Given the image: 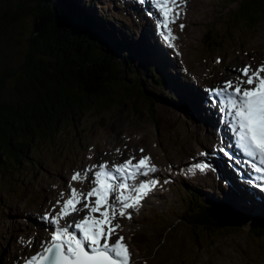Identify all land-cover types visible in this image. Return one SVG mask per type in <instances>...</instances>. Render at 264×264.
Masks as SVG:
<instances>
[{
	"label": "rangeland",
	"instance_id": "374dc122",
	"mask_svg": "<svg viewBox=\"0 0 264 264\" xmlns=\"http://www.w3.org/2000/svg\"><path fill=\"white\" fill-rule=\"evenodd\" d=\"M75 1L94 17L101 18L103 10L115 16L106 24L103 39L107 44L120 41L127 45L132 65L143 76L137 86L146 97L130 92L134 87L130 82L132 76L124 75L112 86L113 102L97 101L91 112L74 115V121L50 143L41 141L34 147L33 167L16 174L9 169L0 175V264H25L27 258L43 251L39 242H50L52 232L39 216L54 205L55 211H59L61 205L56 202L61 194L67 200L71 189L86 194L95 186L91 174L87 175L90 180L83 177L73 181L75 172L99 164L109 167L131 157L137 163L143 156L149 157V165L157 169L150 177L155 187L140 201V206L127 210L132 219L117 216L113 221L121 226L113 239L124 236L132 264H264V240L250 233L245 220L254 211L264 213V204L260 203L264 194L256 192L250 202L252 207L248 205L250 198L241 207L237 194L223 195L226 187L216 170L218 159L222 161L223 157L226 166H234L238 177L243 174L233 155L227 158L221 153L218 157L220 142L216 138L219 134L227 135V129L222 123L216 127L218 116L213 112L209 124L217 135L214 138L211 131L207 134L205 111L198 106L201 89L219 85L225 78L235 80L237 73L233 69L244 65L256 68L264 63V18L250 28L233 23L238 8L233 0H186V4L177 0L181 7L171 25L176 37L172 47L155 30L153 21L157 17L146 15L148 10L155 11L150 5L136 6L131 0ZM91 1L94 4L87 7ZM21 4L35 8L27 0H0V18L8 14L11 20V25L6 24L0 32V77L8 70L21 75L35 30L34 16L13 18ZM128 35L137 36L139 55L131 53L125 40ZM218 35L224 36L226 45L220 51H210L205 40ZM156 75L161 76V85L154 83ZM14 88L12 79L7 84L5 99L14 97ZM154 96L160 99L155 108L149 100ZM206 151L212 154L202 157L200 154ZM205 161L215 167L201 170ZM189 189L202 195L213 212L234 216L240 226H229L214 237L202 234L200 243L204 248L198 249L192 231L182 221L184 194ZM258 197H262L260 202ZM220 198L226 202L219 201ZM244 208L247 212L240 211ZM93 215L99 218V213ZM83 216L84 213H73L61 218L60 223L63 226L66 220L75 217L78 221ZM138 236L150 238L144 250L136 245Z\"/></svg>",
	"mask_w": 264,
	"mask_h": 264
},
{
	"label": "trees",
	"instance_id": "16d2710c",
	"mask_svg": "<svg viewBox=\"0 0 264 264\" xmlns=\"http://www.w3.org/2000/svg\"><path fill=\"white\" fill-rule=\"evenodd\" d=\"M27 1L33 2L35 8L21 4L19 13L13 17L16 20L22 16L35 18L26 61L20 69L22 73L8 70L0 77V175L9 169L16 174L33 167L34 147L41 141L50 143L74 121V115L91 112L97 101L113 102L112 86L124 75L132 76L130 82L134 87L130 92L143 96L137 86L143 76L132 65L127 45L120 41L107 44L103 39L106 24L111 23L110 19L115 20L114 15L103 10L101 18L94 17L75 0ZM233 2L238 4L234 24L254 28L264 18V0ZM93 4L91 1L86 6ZM6 24L11 25L8 14L0 18V32ZM209 39L206 38L205 46L210 51H220L226 45L223 35ZM125 40L130 44L131 53L139 55L137 36L128 35ZM148 68L153 69L150 65ZM12 79L16 94L5 99L7 84ZM156 79L154 83L161 85V76L156 75ZM159 100L156 96L150 99L153 106ZM184 196L182 221L193 233L194 246L201 249L202 234L212 237L219 230L210 215L212 207L194 189H189ZM245 218L250 233L264 240V213L254 211ZM135 242L144 250L150 238L138 236Z\"/></svg>",
	"mask_w": 264,
	"mask_h": 264
},
{
	"label": "snow or ice",
	"instance_id": "6c2138e0",
	"mask_svg": "<svg viewBox=\"0 0 264 264\" xmlns=\"http://www.w3.org/2000/svg\"><path fill=\"white\" fill-rule=\"evenodd\" d=\"M186 4V0H181ZM143 6L150 5L146 15L157 17L153 23L155 30H159L163 40L174 47L172 40L176 37L172 33L171 25L175 24L181 7L177 0H134ZM183 29L184 25L180 24ZM218 63L220 61H217ZM237 73L235 80L225 78L219 85L201 89V98L198 106L202 111H213L218 116L216 127L222 123L227 129L228 137L235 139L238 147L250 158H254L252 169L258 174L257 183L251 180L233 184L225 179V196L236 193L241 202L255 195L256 192L264 194V63L253 68L244 65L242 68L233 69ZM225 139L217 136L218 143ZM143 152V149H140ZM215 151V149H213ZM219 151L231 158L228 145L219 148ZM211 152L200 155L207 157ZM135 157H131L122 164L108 169L106 164H99L93 168H86L75 172L73 181H80L91 174L93 184L99 183V187L93 186L86 194H78L76 189L70 190V198L64 200L63 194L57 204L61 205L59 211H55V205L49 211L39 216L41 221H46V226L52 232L50 242H39L42 252L27 258L25 264H132V253L125 243L124 236L113 239L116 229L121 226L113 223L120 218L132 219V213L128 209L135 210L140 206V201L155 187L150 178L157 172L154 166H150L149 157L143 156L136 164ZM200 162L197 161V164ZM204 167L214 168L210 161H205ZM98 169V170H93ZM103 176V180L100 177ZM138 176L144 179L135 185ZM159 183V181H156ZM125 190H130L125 194ZM80 199H77V196ZM95 196L96 199L91 198ZM73 213H84L83 218L76 220L73 217L66 220L62 226L61 218H68ZM99 213V218L93 214Z\"/></svg>",
	"mask_w": 264,
	"mask_h": 264
},
{
	"label": "bare ground",
	"instance_id": "6f19581e",
	"mask_svg": "<svg viewBox=\"0 0 264 264\" xmlns=\"http://www.w3.org/2000/svg\"><path fill=\"white\" fill-rule=\"evenodd\" d=\"M132 1V3L135 5L136 4V6H137V4L138 3H134V0H131ZM179 1V0H178ZM149 6V4H145V7H147V6ZM176 22V21H175ZM178 23V22H177ZM148 43V42H147ZM145 48V47H144ZM155 48V47H154ZM144 53V52H143ZM229 79V78H228ZM213 87V86H212ZM192 101V100H191ZM191 103V102H190ZM193 110V109H192ZM198 113H199V111H198ZM197 113V114H198ZM212 113H213V111H208V112H205V114H204V118L203 119H205L204 120V124H206L205 126L207 127V134H208V132L210 133V131H211V133L210 134H212L213 135V137L214 138H216V135L213 133V131H212V128L213 127H210V124H209V119L211 118V117H213L212 116ZM191 116H193V115H191ZM219 135H222V134H219ZM225 139H223L221 142H220V147H222V146H224L225 144H227L228 145V151H230L231 152V155H233V157L236 159V161L238 162L237 163V167L242 171V178H240V177H238L237 176V174H236V172H235V167L234 166H232L230 163L226 166V163H225V161H224V158L223 157H220V158H222V161H221V159H218V165H216V170L219 172V174H220V177L221 178H223L222 180H224L225 181V179H227L228 181H231L233 184H236V183H238V182H247V181H249V180H251L252 181V177L251 176H249V172H248V170L246 169V167H245V160H241V158H240V155L238 154V153H236V151H234V148H233V146H232V143H230L229 142V138L227 137V135H222ZM217 139V138H216ZM203 141V140H202ZM214 141V140H213ZM201 142V141H200ZM109 151H111V149L109 150ZM219 154H221V152L218 150V157H219ZM224 155V154H223ZM225 156V155H224ZM227 158H228V156H226ZM101 162V161H100ZM231 162V161H230ZM150 166H153L152 164L150 165ZM160 166H162V165H160ZM155 167V166H154ZM107 168L108 169H113V168H109L108 166H107ZM163 170V169H162ZM87 177V176H86ZM140 177V178H139ZM137 178H139V180H137V181H133V184H135V185H137V184H139L143 179H144V177L143 176H138ZM87 179H88V177H87ZM88 180H90V179H88ZM254 184V183H253ZM152 189V188H151ZM150 189V190H151ZM126 191V190H125ZM149 192V191H148ZM260 193V192H259ZM125 194L127 195V194H129V192H125ZM236 194V193H235ZM261 194V193H260ZM223 195H225V193L223 194ZM262 195V194H261ZM220 196V195H219ZM222 196V195H221ZM257 196V194L255 193V195L253 196V197H251L250 198V200L248 201V205H249V207L251 206V204H250V202H251V199L252 198H255ZM262 198V197H261ZM261 198H259L258 197V200H257V202L258 201H260V199ZM263 199H264V197H263ZM224 201V202H226L225 201V198H220L219 199V201ZM212 201H215L216 202V200H213L212 199ZM218 201V202H219ZM261 201H263L264 202V200H261ZM238 203L240 204V206L241 207H243V205H244V203H247V202H241L240 201V199H239V201H238ZM258 204V203H257ZM258 205H260V204H258ZM232 207H236L235 205H231ZM248 207V208H249ZM252 207V206H251ZM237 208V207H236ZM250 209V208H249ZM130 210V209H129ZM244 210H246L245 208L243 209V210H240V211H242V212H244Z\"/></svg>",
	"mask_w": 264,
	"mask_h": 264
},
{
	"label": "water",
	"instance_id": "95a60500",
	"mask_svg": "<svg viewBox=\"0 0 264 264\" xmlns=\"http://www.w3.org/2000/svg\"><path fill=\"white\" fill-rule=\"evenodd\" d=\"M143 97H146L144 94H143ZM150 100V99H149ZM152 103V102H151ZM157 105L153 106L152 104V107L155 108ZM154 113V111H153ZM155 114V113H154ZM221 212L220 213H215L213 212V208L211 209L210 211V215H211V218L213 221H215L216 225L218 226V231L216 232V235L220 234V232L223 230V229H228L229 226H234V227H238L240 226V222L238 220H236L234 218V216L232 215H223L221 214L222 216H220ZM232 228V227H231ZM212 236V237H214ZM198 248V247H197ZM204 248V245L203 247L201 248V250ZM199 249V248H198ZM37 264H39V261L37 262Z\"/></svg>",
	"mask_w": 264,
	"mask_h": 264
}]
</instances>
